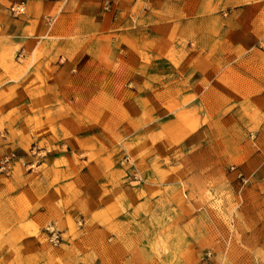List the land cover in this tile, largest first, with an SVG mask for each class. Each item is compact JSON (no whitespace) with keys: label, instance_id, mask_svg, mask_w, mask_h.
<instances>
[{"label":"crops","instance_id":"0c3cea01","mask_svg":"<svg viewBox=\"0 0 264 264\" xmlns=\"http://www.w3.org/2000/svg\"><path fill=\"white\" fill-rule=\"evenodd\" d=\"M25 1L32 19L58 2ZM70 1L64 16L79 15L84 23L64 20L50 31L7 16L0 21L9 36L0 37V59L20 43L30 56L41 55L39 67L32 64L21 77L0 67V116H10L12 146L22 154V141L53 147L25 156L37 160L36 169L15 164L10 176L0 175V240L12 238L10 245L0 241V264H103L102 244L105 264H152L150 243L161 237L154 221L179 212L174 189L196 169V144L215 131L225 139L220 126L227 122L232 139L254 125L264 133V0H199L200 10L195 0H170L168 20L151 12L162 0H140L138 23L123 25L119 45L126 47L113 60L135 71L136 84L116 96L115 85L99 83L97 74L99 46L107 53L110 44L93 35L100 25L97 0ZM32 28L47 34L23 39ZM83 57L95 65L88 75H71L56 63ZM81 216L89 230L47 246L44 223Z\"/></svg>","mask_w":264,"mask_h":264},{"label":"rangeland","instance_id":"374dc122","mask_svg":"<svg viewBox=\"0 0 264 264\" xmlns=\"http://www.w3.org/2000/svg\"><path fill=\"white\" fill-rule=\"evenodd\" d=\"M55 1L58 2L51 10H44L40 18L32 19L29 16L30 7L25 0H0V21L7 16L12 20L31 21L34 26L42 24L50 31L54 25L64 20L76 24L85 22L79 15L64 16V12L72 9L74 4L72 1ZM169 1L162 0L163 3L157 4L158 7L151 12L161 16L162 20H168L171 15ZM15 3L24 5L23 12L18 15H12L9 10L10 5ZM141 4L140 0H97L98 23L101 25L106 21L113 22L115 27L109 31L99 25L97 31L93 33V35L96 34L99 42L103 40L110 43L108 54L105 51V45L99 46L101 57L97 61V74L99 83L115 85L119 90V93L113 94L115 96L123 95L121 93L123 90L133 89L136 84L135 71L129 72L120 62L113 60L118 58L117 54H121L123 47H126L119 45L124 40L122 33L126 29L123 25H127L128 20H131L133 24L138 23V10ZM194 5H197L199 9L202 2L195 0ZM36 8L39 9L40 6L37 5ZM145 8L148 9V7ZM108 32L114 34L107 37L105 33ZM46 34L47 32L35 33L32 28L23 39L36 40V37ZM71 35L77 37L80 34L76 30ZM0 37L9 36L0 30ZM263 45L262 42L261 48ZM132 47L135 46L132 45ZM35 52L33 57L30 56L24 43L14 48L7 46V49L2 51L0 67L16 77L24 76L32 64L39 67L41 63L38 61L41 55ZM166 55H170L169 50ZM56 63L60 67L66 66L65 69L71 75L80 71L88 75L89 67L95 66L84 57L79 60L70 58L68 61L62 58ZM109 73L113 75L110 77ZM38 95L41 96L42 93ZM102 95L105 96V94ZM86 97L83 96L82 101L88 99ZM9 120V115L0 116V131L5 134V138L0 140V160L4 156H12L9 172L0 171V175L6 177L11 175L15 164L26 170L36 169L37 160L27 162L25 156L40 157L44 153L42 152L44 148H53L43 140H27L19 142L23 149L22 154L12 146L14 142L7 134L5 123ZM231 126L228 122L225 126H220L223 133L220 136H225V139L218 140L215 135L217 131H215L211 134L209 142L196 144V153L192 158L193 169H196L194 172H187L183 178H179V184L174 189L173 202L179 212L165 221L159 219L154 221L161 237H153V241H150L155 250L152 264H196L199 254L207 248L215 251L218 262L225 264H264V133L258 135V128L254 125L246 128L245 132L238 131L237 134L235 133L238 139H232L228 134ZM129 163L132 165L133 161ZM231 165L237 166L248 178L246 184L243 185L236 178L235 173L230 170ZM183 216L190 218L186 222ZM41 228L45 233V243L53 249L62 245L68 235L77 229L89 230L90 224L89 220L84 221L81 216L77 220L68 218L66 223L46 222ZM47 228L60 231L62 240L58 245L53 246L48 241ZM34 233H38L37 228ZM1 240L2 244L10 245L12 238H1ZM85 240L89 247L90 238ZM102 250L101 256L105 264V244H102Z\"/></svg>","mask_w":264,"mask_h":264},{"label":"built area","instance_id":"2783aa9c","mask_svg":"<svg viewBox=\"0 0 264 264\" xmlns=\"http://www.w3.org/2000/svg\"><path fill=\"white\" fill-rule=\"evenodd\" d=\"M9 10L12 15H18L23 12L24 5L23 3H18V4L15 3L10 5ZM262 48H264V45L262 46ZM3 138H5V134L0 131V140H2ZM11 159L12 156L7 155L0 160L1 172H5V173L9 172L11 168ZM230 170L235 173L236 178L240 180L243 185L247 183L248 178L237 168V166L231 165ZM47 230L49 234L48 241L50 242V244L53 246L58 245L62 240V235L60 231L49 228H47ZM196 264H225V263L218 262L216 259L215 251H213L210 248H207L199 254Z\"/></svg>","mask_w":264,"mask_h":264}]
</instances>
